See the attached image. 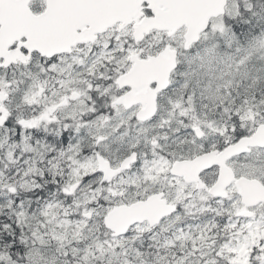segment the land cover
Listing matches in <instances>:
<instances>
[{"label":"snow or ice","instance_id":"snow-or-ice-1","mask_svg":"<svg viewBox=\"0 0 264 264\" xmlns=\"http://www.w3.org/2000/svg\"><path fill=\"white\" fill-rule=\"evenodd\" d=\"M0 264H264V0H0Z\"/></svg>","mask_w":264,"mask_h":264}]
</instances>
